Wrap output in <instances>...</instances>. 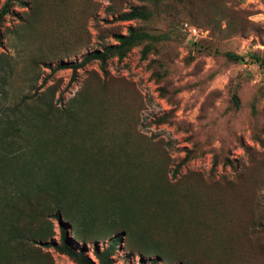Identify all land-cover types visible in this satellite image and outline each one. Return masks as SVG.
Segmentation results:
<instances>
[{
  "label": "rangeland",
  "instance_id": "1",
  "mask_svg": "<svg viewBox=\"0 0 264 264\" xmlns=\"http://www.w3.org/2000/svg\"><path fill=\"white\" fill-rule=\"evenodd\" d=\"M0 36V264H79L55 185L91 264H264V0H12Z\"/></svg>",
  "mask_w": 264,
  "mask_h": 264
},
{
  "label": "trees",
  "instance_id": "2",
  "mask_svg": "<svg viewBox=\"0 0 264 264\" xmlns=\"http://www.w3.org/2000/svg\"><path fill=\"white\" fill-rule=\"evenodd\" d=\"M11 1L12 0H5L2 6L0 7V23L2 22L4 16L8 13V9L10 7ZM145 17L146 15L143 12L138 11L136 9H131L129 12L123 14L120 18L122 20H134V19H145ZM141 37H143L142 34H137L132 29H128L127 36H118L116 38L118 42L117 45L111 46L105 51H101V52L93 51L87 54L86 56H84L78 63L71 65L69 67L71 70L70 80L73 79L74 74L78 68L84 66L85 64L91 61H98L100 64H104L105 61L109 57H112V56L116 57L117 60H121L125 56L128 49L134 44V42L140 39ZM0 40H1V36H0ZM4 81H5L4 76H0V88L5 84ZM6 122H9L12 125H15V122L9 121V119H6ZM4 130L7 131V129H4ZM5 134L6 133L3 132L2 135L0 136V146L2 145L3 147L4 145L8 149H10L15 144H17V142L14 140L7 141L3 139V136H5ZM1 156L2 154H0V157ZM60 191L61 190L58 185H55L50 190L52 199H55L54 203L56 206V210H55L56 212L53 217L57 225L58 236H59V244L52 243L50 245L59 253L67 255L68 257L77 261L79 264H91V262H89L81 253L72 251L67 243V239H66L67 237H66V231H65L64 224L65 222H70L69 220L71 219V207L68 203L65 202L66 198L64 197H61L62 199L59 198ZM7 228H8V231H7L8 234H14L15 232H18L17 231L18 227L16 224H14V226L9 224ZM97 263L98 264H110L109 257L105 251L97 255Z\"/></svg>",
  "mask_w": 264,
  "mask_h": 264
}]
</instances>
